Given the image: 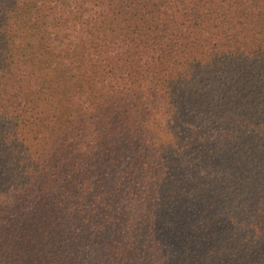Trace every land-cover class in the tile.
Returning a JSON list of instances; mask_svg holds the SVG:
<instances>
[{
	"label": "trees",
	"instance_id": "1",
	"mask_svg": "<svg viewBox=\"0 0 264 264\" xmlns=\"http://www.w3.org/2000/svg\"><path fill=\"white\" fill-rule=\"evenodd\" d=\"M0 264H264V0H0Z\"/></svg>",
	"mask_w": 264,
	"mask_h": 264
}]
</instances>
